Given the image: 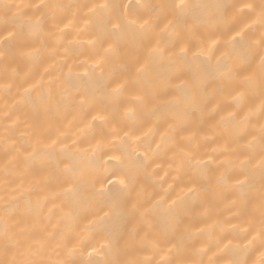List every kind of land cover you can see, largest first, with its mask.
<instances>
[{
    "label": "bare ground",
    "instance_id": "obj_1",
    "mask_svg": "<svg viewBox=\"0 0 264 264\" xmlns=\"http://www.w3.org/2000/svg\"><path fill=\"white\" fill-rule=\"evenodd\" d=\"M10 2L25 6L44 3L63 7L39 11L34 7L21 8L20 11L26 15L20 19L30 16L35 21L49 11L55 12V18H46L43 28L36 29L34 36L12 41L6 48L0 45V51H6L5 56H0V221L7 219L9 224L16 225L14 231H22L34 245L33 250L39 251L40 258L52 264H83L89 259L96 264H106L107 261L165 264L169 259H179L183 264H226L234 257L247 261V264H258L259 241L245 249L247 239L244 230L259 224V171L255 173L254 186L249 189L251 199L248 203L241 204L240 193L234 187L241 162L248 155L245 145L255 136L257 144L254 148L259 152L258 138L261 124H264L261 118L264 92L259 88L261 68L258 50L253 51L243 65L244 75L254 77L253 83L240 86L229 85L220 79L212 80L205 89V99L192 115L181 117L184 126L182 130L178 128V134L169 127L176 123V107L172 101L178 93L174 87H149L145 77H138L140 86L144 88L145 103L135 117L126 114L121 107L111 123L103 124L93 121L87 114V106L79 103V92L88 89L89 94L95 93L99 100L100 94L96 92L99 84L96 82L115 74L130 78L140 63L149 60L151 49L157 46V42L160 48L179 51L172 46L176 36L166 28L176 16L171 9H157L161 23L151 43L133 38L130 32L110 36V42L117 47V55L111 63L103 66L101 76V68L95 67L94 62L99 59L97 53L102 49L89 41L97 40L99 33L111 25L106 23L104 13L97 11L93 14L90 9L105 2L127 4L129 18L137 19L145 14L138 5H171L178 0ZM185 2L193 6L189 24L194 14H217V35L213 38L220 40L241 21L236 10L212 6L241 3L257 6L261 0ZM249 15L247 12L244 14V23H251ZM234 16L237 19L233 20ZM2 19L0 11V33L4 28ZM262 31L264 29L257 24L247 35L258 39ZM177 32L184 38L181 47L188 49L186 62L189 65L200 63L210 55L213 56L211 63L215 64L225 50L221 44L213 55L201 43L208 34L206 26L201 25L197 35L189 36L177 23ZM107 47L108 44H104V48ZM155 71H164L158 60L147 78H154ZM86 72L92 77L91 83L81 79ZM180 83L179 80L173 81L174 85ZM237 91L243 93L239 103ZM49 94L50 102L45 108H40L38 99ZM230 113L235 114L234 120L229 118ZM246 116L250 119L247 125L244 124ZM133 127L138 129L136 134L144 141L138 146V152L141 156L144 151L149 152L147 162L137 159L129 146L121 148L123 131ZM37 132L45 135L38 138ZM47 134H51L50 139ZM242 134H246L247 139L241 138ZM162 137L166 138L162 140ZM52 140L57 141L55 145ZM157 144L161 145L158 151ZM34 152L41 155L33 158ZM188 152H194L195 159L190 161L184 155ZM69 153L84 162L87 178L100 181L97 189L103 188L110 195L122 187L118 180L127 182V178L123 175L111 177V184L106 178L112 172L119 173L122 168L131 171L134 176L131 199L136 204L135 209L130 203L111 211L108 206H103V211L109 215L98 223L103 215L101 198L95 196L88 186L67 193L68 185L61 182L62 161ZM109 156H120L123 163L109 161ZM209 157L214 162L210 181L192 184V177L201 171L196 167L197 162L203 163ZM190 187L196 189L194 195L188 193ZM169 196L172 199L184 196L185 200L180 211V223L170 237L161 242L160 233L165 225L160 212L157 209L145 214V210ZM108 244L112 245L111 250L101 248V245ZM225 245L230 248L227 253ZM174 246L181 247V252L169 251ZM93 247L97 253L89 257L88 252Z\"/></svg>",
    "mask_w": 264,
    "mask_h": 264
},
{
    "label": "snow or ice",
    "instance_id": "obj_2",
    "mask_svg": "<svg viewBox=\"0 0 264 264\" xmlns=\"http://www.w3.org/2000/svg\"><path fill=\"white\" fill-rule=\"evenodd\" d=\"M34 7L37 11L40 9H51L63 7L58 4H36L33 6H25L18 3L10 2V0H0V11L3 13L2 23L4 25L3 33H0V45L6 46L18 39H26L28 37L36 35V29H42L46 18H55V12L49 11L45 16L40 17L33 21L29 16L27 19H20L26 14L21 12V8ZM129 5L109 4L107 2L94 5L90 12L95 14L97 11L105 14V21L110 24V28H106L101 31L95 41H89L90 44H98L102 52H98L99 59L95 60V67L101 68V76H103V66L109 64L117 55V47L110 42V36L119 35L121 33L130 32L133 38L139 40H147L150 43L155 40L156 29L161 23V18L157 13L158 8L171 9L176 16L175 20L169 21L166 28L176 36L175 43L172 45L179 51H169L165 48L158 46L153 47L149 54L148 61L139 64L136 68L135 74L130 78H126L120 74L110 75L106 80L97 81L99 87L96 92L100 94L99 100H97L95 93L89 94L88 89L79 92L81 99L79 103L82 106H87V114L92 116L93 121H99L100 123H111L117 115L119 108H124L126 114L135 117L138 109L142 108L145 103L144 88L140 86V80L138 77H145V82L149 87L155 85L158 88H175L178 93L172 101L176 107V123L169 127L173 132L178 134V128L182 130L184 123L181 117H190L195 108L205 99V89L212 80H224L229 85L237 84L240 86L249 85L253 83L254 77L244 75L243 65L247 60V57L255 50H258L260 55V68L261 75L259 78V88L264 92V31L261 32L258 39L251 38L247 35L248 32L254 30V27L258 24L261 29H264V0L257 6H253L250 3H241L238 5H214L217 9L224 8L228 11L233 9L239 13L240 24H236L231 27L227 34L220 40L214 39L217 35L215 31V24L217 20V14L208 15H192V23H188V17L192 5H189L185 0H178L171 5H159L154 6L151 4H142L138 7L145 10V14L139 16L137 19H130L128 15ZM258 9V11H257ZM15 10V11H14ZM249 13L248 19L251 23H244L243 18L245 13ZM147 17V18H145ZM237 17H233V20ZM177 23L182 25L184 34L189 36H195L199 32L201 25L206 26L208 34L201 41L203 45L208 47L209 52L215 53L220 45L224 47V51L221 52L220 58L216 60L215 64L211 63L213 56L210 55L206 60L197 63L195 65H189L186 62L188 49L181 47L184 43L183 36L177 32ZM67 27V25H66ZM27 28V31H25ZM63 31V29H61ZM6 33V35L4 34ZM104 44H108L107 48H104ZM6 51H0V56H5ZM159 61V67H162L164 71H155V76L152 79L147 78L149 71L153 70L155 61ZM139 63V62H138ZM243 77V79H241ZM89 83L92 82V77L89 73H85L81 78ZM179 80L180 84L174 85L173 81ZM191 80V84L189 83ZM243 96L242 92L237 91V103L239 98ZM50 102V94L48 96L40 97L37 101L40 108H45ZM95 112V115L92 113ZM251 115V114H250ZM230 119H235V114H229ZM261 118L264 119V104L261 106ZM250 123L249 117L244 118V124ZM138 129L129 128L123 131V136L120 137L121 148L125 145L131 148L132 152L136 153L137 159H142L147 162L149 160V152L146 150L143 156L140 155L137 148L140 144L144 143L140 135H137ZM35 135L39 138L45 135L43 132H37ZM48 138H51V134H47ZM60 135H63L61 133ZM166 137H162V140ZM241 138L247 139L246 134H242ZM59 139V137H57ZM259 152L257 153L254 145L257 144V137H253L249 144L245 145L247 149V157L245 161L241 162L239 173L235 177L236 183L234 187L240 193L241 204H246L251 199L249 189L253 185L255 173L258 170L261 184L258 192L260 200V220L258 226H251L249 229H245L247 243L245 249H248L259 241L260 245V260L258 264H264V124H261L259 135ZM39 142V140H38ZM56 140H52V144H56ZM67 147V146H66ZM161 145H156V150L160 149ZM66 150V149H65ZM226 150V149H225ZM215 151V150H214ZM41 155L34 152L32 157ZM107 155V153H105ZM184 155L191 161L195 159L194 152L184 153ZM119 161L123 163L120 156H109V161ZM63 168L60 169L62 175L60 177L63 185H68L65 189L67 193H73L78 188L88 186L91 187L95 196L100 197L102 207L100 211L103 215L99 217L98 223L105 221L109 215L108 212L103 211V206H108L109 210L117 209L120 206L130 203L135 209L136 204L131 199L132 185L134 183V176L126 168H122L119 173L112 172L106 179L107 183L111 184V177L123 175L127 178L119 179L118 184L122 187L115 194H109L103 188L97 189V183L100 181L90 180L84 175V169L86 165L76 155L69 153L65 161H62ZM211 157L203 163L197 162L196 167L201 169L198 175L192 177V184H196L202 180L210 181L212 176L211 165L213 164ZM250 165V167H245ZM243 177V178H241ZM196 189L190 187L188 189L189 194H195ZM184 196H177L172 199L171 196L165 199L157 201L153 208L146 209L145 214L151 213L155 210H159L161 218L164 221V229L160 233L161 242L167 240L171 233L175 230V226L180 223L181 216L180 211L184 204ZM166 205V206H165ZM16 225L9 224L5 219L0 221V264H52L50 261H46L40 258L39 251H34V245L28 241L22 231H14ZM247 237H250L248 239ZM231 242H229L230 244ZM39 247H42L40 245ZM101 248L111 250L112 245H101ZM169 251L181 252V247L174 246ZM224 251L227 253L230 251L229 245L224 246ZM93 253H97L95 247L91 252H88V256L91 257ZM63 264V262H59ZM83 264H96L93 260H85ZM106 264H118L117 261H107ZM165 264H183L179 259H169L165 261ZM226 264H247V261L233 258L227 260Z\"/></svg>",
    "mask_w": 264,
    "mask_h": 264
}]
</instances>
